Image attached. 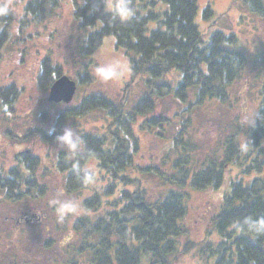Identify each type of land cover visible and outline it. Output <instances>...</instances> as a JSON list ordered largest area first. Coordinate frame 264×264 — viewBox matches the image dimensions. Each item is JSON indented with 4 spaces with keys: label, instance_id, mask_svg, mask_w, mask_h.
I'll return each instance as SVG.
<instances>
[{
    "label": "trees",
    "instance_id": "trees-1",
    "mask_svg": "<svg viewBox=\"0 0 264 264\" xmlns=\"http://www.w3.org/2000/svg\"><path fill=\"white\" fill-rule=\"evenodd\" d=\"M72 1L78 28L92 29L78 46V55L88 63L77 75L76 85L92 84L91 56L110 36L114 38L115 50L128 60L132 79L140 75L152 79L130 112L125 111L123 103L115 104L97 94L86 96L75 110L79 117L98 110L107 114L101 128L81 131L78 153L73 157L59 153L55 162L68 193L90 194L83 202L86 214L74 226L82 236L79 253H90V264H180L197 246L187 242L179 248V239L188 232L184 224L188 211L184 186L189 184L196 191L220 189L229 169L230 184L209 225V229H218L228 240L218 246L221 255L217 264H264V80H260L258 87L254 120L241 123L240 129L227 139L222 157L205 158L202 162L194 159L191 163L189 153H183L181 145L187 142L184 129L191 119L183 103L230 104L232 88L253 70H249V58L237 46V37L218 31L206 38L200 33L194 23L198 0H121L120 8L113 13L106 11V0ZM243 2L253 12L263 9V0ZM57 5L59 0L30 1L19 20L20 37L33 38L28 31L30 26L44 23ZM211 14L210 8L204 13L205 17ZM5 15L13 16L5 11L0 20ZM12 29L7 25L0 27V63ZM255 64L264 66V52ZM170 74L176 76L166 79ZM61 76H66L62 67L47 57L41 63L36 85L50 89ZM190 91L193 100L187 99ZM20 93L16 84L0 82V106L11 110ZM169 95L181 104L186 118L181 132L168 137L172 147L165 150L168 161L163 164H169L170 174L156 170L161 173L162 188L171 185L176 190L165 189L164 194L151 201L146 186L151 167L135 160L139 146L132 123L141 122L144 127L166 122V117L148 115L155 110V97ZM64 116L65 112H61L53 135L59 132ZM41 162L26 148L16 153L11 167H0V201L16 204L31 197L42 198L46 187L36 173ZM234 170L237 175L232 178ZM98 181L104 186L93 188ZM29 220L24 219L26 223ZM206 249H210L209 244L203 248Z\"/></svg>",
    "mask_w": 264,
    "mask_h": 264
},
{
    "label": "rangeland",
    "instance_id": "rangeland-1",
    "mask_svg": "<svg viewBox=\"0 0 264 264\" xmlns=\"http://www.w3.org/2000/svg\"><path fill=\"white\" fill-rule=\"evenodd\" d=\"M30 1L0 0V16L5 11L13 14L12 17L5 15V19L0 20V27L7 25L14 28L9 34L10 42L5 46L0 63V82L16 84L21 90L11 110L0 106V167H11L16 153L31 149L42 160L36 173L46 191L40 199L31 197L16 204L0 201V264H90L92 255L79 253L82 236L74 227L86 214L83 202L90 194L86 191H66L64 177L56 169L57 155L64 152L73 157L81 150V131L94 132V127L101 128L100 124L105 122L107 114L104 111H93L84 117L76 116L75 110L86 96L103 95L115 104L123 103L125 111L130 112L152 79L148 75L132 79L128 60L115 50L114 38L110 36L105 38L92 58L89 57L92 84H77L70 103L50 101L49 88L36 85L42 61L50 57L53 64L60 65L65 75L77 83V75L82 72V66L88 63L78 55V46L92 29H79L73 14V1L59 0L60 5L49 11L44 23L30 26L29 34L34 36L26 40L19 35V20L24 17ZM106 3V11L113 13L120 8L122 1L106 0ZM197 5L194 23L200 33L206 38L218 31L234 34L240 51L249 58V70H253L247 72L244 79L232 88L230 104L219 105L216 101L204 105L183 103L191 119L186 124L187 129H184L187 142L181 145L183 153H189L191 163L194 159L202 162L205 158L222 157L227 139L238 131L241 123L250 124L254 120L258 108L256 95L260 80H264V66L255 64L258 55L264 52V0L263 9L257 12H253L243 0H198ZM208 8L212 14L205 17ZM174 76L170 74L166 79ZM253 80H256L255 83ZM187 99L193 100L191 91ZM154 105L155 110L148 118L163 116L167 118L166 122L144 127L141 122L132 123L139 146L135 160L142 166L151 167L146 176L151 201L164 194L165 189L169 192L176 190L171 185L162 188L161 173L156 169L170 174L169 164H163V161H168L165 150L172 147L168 137L181 132L186 118V114L181 112V104L174 102L171 95L155 97ZM61 112H65V116L60 119L59 132L53 135ZM44 135L48 138L52 136L53 140L43 138ZM24 138L26 140L21 142ZM228 170L220 189L196 191L189 184L184 186L182 191L187 194L188 207L184 224L188 232L179 239V248L187 242H195L197 246L180 264H217L221 255L218 246L228 240L221 236L218 229H209V225L212 217L218 213L230 184ZM136 175L142 177L139 173ZM236 175L234 170L232 178ZM102 186V182L93 183V188ZM105 199L103 197V202ZM27 217L31 220L26 223L24 219ZM36 217L38 221H34ZM207 244L210 249L203 250Z\"/></svg>",
    "mask_w": 264,
    "mask_h": 264
},
{
    "label": "water",
    "instance_id": "water-1",
    "mask_svg": "<svg viewBox=\"0 0 264 264\" xmlns=\"http://www.w3.org/2000/svg\"><path fill=\"white\" fill-rule=\"evenodd\" d=\"M76 83L67 76L57 78L50 86L49 100L59 103H70L76 93Z\"/></svg>",
    "mask_w": 264,
    "mask_h": 264
},
{
    "label": "flooded vegetation",
    "instance_id": "flooded-vegetation-1",
    "mask_svg": "<svg viewBox=\"0 0 264 264\" xmlns=\"http://www.w3.org/2000/svg\"><path fill=\"white\" fill-rule=\"evenodd\" d=\"M33 218H34V217H33ZM30 220H31V219H30ZM30 220H29V221H30ZM38 220H39V219H37V217H36V219H34V221H38Z\"/></svg>",
    "mask_w": 264,
    "mask_h": 264
}]
</instances>
